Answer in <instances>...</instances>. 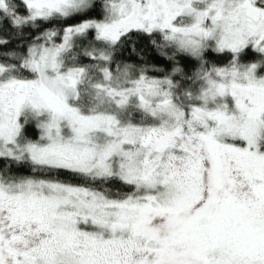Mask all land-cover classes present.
<instances>
[{
    "label": "snow or ice",
    "instance_id": "6c2138e0",
    "mask_svg": "<svg viewBox=\"0 0 264 264\" xmlns=\"http://www.w3.org/2000/svg\"><path fill=\"white\" fill-rule=\"evenodd\" d=\"M0 264H264V0H0Z\"/></svg>",
    "mask_w": 264,
    "mask_h": 264
}]
</instances>
